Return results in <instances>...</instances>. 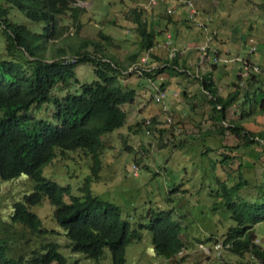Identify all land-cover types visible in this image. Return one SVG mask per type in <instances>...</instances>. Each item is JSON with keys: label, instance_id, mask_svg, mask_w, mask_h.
<instances>
[{"label": "trees", "instance_id": "16d2710c", "mask_svg": "<svg viewBox=\"0 0 264 264\" xmlns=\"http://www.w3.org/2000/svg\"><path fill=\"white\" fill-rule=\"evenodd\" d=\"M78 1L86 0H0V29L5 51V54H0V179L6 182L24 175L33 183L31 193L14 204L10 221L0 222V264H70L61 253V247L51 239L52 231L47 230L41 219L30 210V207L39 206L46 200L54 207V219L64 231L74 254L100 264L108 250L112 264H126L127 246L140 241L143 231H149L155 254L165 260H177L182 251L191 250V247L181 238L184 233L182 221L174 218L173 210L150 209L135 223L138 228L134 229L135 224L122 219L117 205L94 194L92 184L100 179L103 169V138L127 123L128 115L122 107L134 104L138 98L137 88L129 84L131 79L137 76L155 83L161 75L167 76V80L171 75L184 77L201 85L203 100H207L211 108L209 121L213 122L214 127L203 132L201 137L207 140L212 137L222 154L220 163L226 166L237 157L235 154L232 156L231 151L262 146L260 141H264V130L251 132L243 125L255 113L264 115V99H257L262 89L257 88L253 95L249 93L254 78L248 80V86L242 87L240 84L245 68L253 70L257 65L250 59H231L238 62L240 67L237 80L231 84V92L223 97L219 93L218 82L229 67L226 65L223 70L219 69L217 63L222 60L221 54L215 53L212 64L208 60L212 54L208 48L204 65L209 69L199 76H196L199 52L191 51L197 53L191 68L188 66L191 52H178L162 59L154 51L164 48L167 40L162 36L170 33L168 27L162 31L160 23L149 21L141 10L133 11L135 32L139 37L137 51L128 55L125 61L107 46L112 39L102 31L99 39L80 38L77 50L69 48L73 58L69 60L67 47H58L56 41L67 33L69 27L60 25V21L71 18L76 35L83 29L80 16L84 9L75 5ZM189 8L183 2L182 9H187L188 13ZM164 9L163 14H166L168 9ZM12 12L22 14L29 24L11 20ZM170 22L171 19L167 21L168 24ZM223 60L226 64L229 59L224 57ZM154 62L158 63L160 70H151ZM81 64L94 67V81L81 83L75 70ZM132 67L138 69L130 70ZM157 88L165 90L164 84L161 87L154 84L155 103H158L154 99ZM182 97L189 98L186 93ZM43 106L53 110L50 117L42 120L30 117L29 112L33 107ZM190 109L195 111L194 104ZM237 116L238 120L235 119ZM155 121L152 125L157 126L155 135L159 134L160 139L170 133L175 124H168L171 125L169 129H159ZM138 125L142 128V124ZM227 131L235 136L239 146L223 144ZM190 138L195 141L200 137ZM226 148L231 150H220ZM206 150L207 155L216 151L211 147ZM74 152H83L91 160V172L79 189L81 195H74L70 186L59 184L44 175V169L56 158ZM247 157V154L243 156V160ZM260 157L261 154H257L255 161ZM252 161L248 166L254 168V158ZM134 162L132 175L133 167L138 169V173L141 170L136 159ZM244 162L247 163V159ZM244 167L241 163L238 171ZM146 170L153 172L149 166ZM216 182L223 206L230 211L234 225L228 229L223 240L208 238L206 243L212 249L222 242L225 247L223 252L241 258L249 255L258 264H264V247L257 243L256 232V226L264 223V172L262 181L255 186L257 195L251 201L240 197V192L248 185L242 175L232 187L219 179ZM178 189L180 187L176 186L169 195H177ZM22 241H33L35 244L30 245L28 252H23L18 248L21 244L17 243ZM196 241L206 244L201 240ZM18 250L21 253L17 254Z\"/></svg>", "mask_w": 264, "mask_h": 264}, {"label": "rangeland", "instance_id": "374dc122", "mask_svg": "<svg viewBox=\"0 0 264 264\" xmlns=\"http://www.w3.org/2000/svg\"><path fill=\"white\" fill-rule=\"evenodd\" d=\"M183 2L194 4L193 0L78 1L75 5L84 9L80 16L83 29L79 35H76V28L71 18L60 21V25L69 27L67 33L56 41L57 46H66L70 53L68 59L71 60L73 58L70 47L77 50L80 38L99 39V33L102 31L112 39L107 46L125 61L128 55L137 51L139 40L135 32L134 10H141V14L149 21L160 23L162 31L169 26L167 21L171 19V16L178 13L184 17L186 14V23L188 21L193 34L203 33L204 37L200 38L199 42L184 45L185 43L177 44L172 41L171 34H164L162 37L167 40L164 48L155 50V54L165 60L178 52L182 54L183 52L190 53V51L199 52L201 54L198 55L200 59L196 72V76H199L209 69V66L204 65L205 58L208 56L207 49L210 48L212 52L208 59L212 64L215 62V53H220L222 60L217 63L219 69L223 70L222 68L226 65L229 67L227 75L225 76L224 73L218 82L219 93L225 97L232 90L231 84L237 80L240 65L232 60H228L225 64L223 58L226 57L225 52L227 51H231V56L238 52L241 59H250L259 67V71L254 74L252 69L249 74L244 73L241 86H248L250 84L248 80H252L251 77H253L249 93L253 95L257 88H261L262 93L258 94L257 99L260 100L261 97L264 99V0H208L211 4L214 3L216 10V3L223 2L224 4L225 11L219 9L216 15L219 18L227 15L228 19L223 26V32L220 31V27L210 31L208 25L196 17L195 5V10L189 9L187 13V9H182ZM159 7L160 9L167 7L168 12L160 13ZM11 17V20H18L21 24H29L22 14L12 12ZM156 19L158 20L154 21ZM216 35L220 41H223V49L217 46ZM186 37L187 35H184V38ZM3 43L4 39L0 29V54H5ZM142 56L145 60L146 56L144 54ZM151 66V70L161 68L157 67L156 62ZM188 66L193 67L194 62L189 63ZM136 69L138 67L130 68V70ZM75 70L81 83H90L96 79L93 73L94 67L90 64L78 65ZM158 75L160 73L156 77ZM163 79H165L164 82ZM154 82L137 76L130 80L129 84L137 88L138 98L134 104L122 107L128 115L126 125L103 138L105 143L102 155L103 169L100 179L92 184V189L94 194L117 205L120 208L122 219L131 225L137 223L150 209L173 210L174 218L182 221L184 233L181 238L190 245L191 250L182 251L177 260H165L155 254L152 234L149 231H143L140 241L127 246L126 264H258L249 255L241 258L227 251L223 252L222 261H216L217 259L206 254L207 252L202 247L203 244L195 240L204 241L203 243H206L208 238H214L213 241L223 240L228 229L234 225L230 211L223 206L217 179L232 187L239 182L242 175L248 185L240 192V197L250 201L256 197L255 186L262 181L264 172V141H260L262 146L257 145L255 148L246 150L240 148L233 153L231 151V155L235 154L237 157L230 164L221 165L222 154L218 144L211 139L212 137H208L210 140L201 137L203 132L214 129L213 122L209 121L211 108L207 100L205 102L203 100L201 85L188 81L184 77L172 75L169 76V80L167 76L161 75L160 79ZM154 84L159 87L164 84L163 89L167 90V96L162 104L155 103L153 100ZM184 93L189 96L188 99L182 97ZM191 104H194V112L190 109ZM52 113L53 110L50 107L43 106L33 107L29 115L35 120H42V118L50 117ZM155 119L159 129H169L171 125L168 124L175 123L171 132L161 139L159 134L155 135L157 126L152 125ZM235 119L238 120L239 116ZM170 120L172 122L168 123ZM138 124H142V128ZM243 125L251 132L262 131L264 130V115L255 113ZM149 132L151 134L148 135ZM190 137L200 138L193 141ZM223 142L225 146H239L238 140L229 131L224 134ZM208 147L216 151H211L207 155L205 152ZM220 150L229 152L231 148ZM252 153L256 156L261 154V157L255 161L256 156ZM246 154L247 163L244 162L246 159L243 160ZM253 158L255 165L251 168L248 165L249 163L251 165ZM134 159L141 168L138 177L131 173V166L136 163ZM241 163L245 167L238 171ZM213 165H215L214 168ZM148 166L153 169V172L160 174L154 175L153 172H148L146 170ZM90 168V158L86 157L83 152H74L65 157L56 158L44 169V173L46 177L57 183L70 186L74 195H81L79 189L90 174ZM176 186L180 187L178 189V193L181 192L180 195L178 193L169 195ZM32 189L33 183L24 175L6 182L0 179V222L10 221L14 204L23 201V197L31 193ZM30 210L41 219L47 230L52 231L51 239L61 247V253L68 258L70 264H96L83 255L72 253L70 242L65 237L64 231L58 227L54 219L55 209L48 200L39 206L30 207ZM136 228H138L137 224L134 225V229ZM256 232L258 234L257 243L264 247V223L256 226ZM17 243L21 244L18 248L23 252H28L30 245L35 244L33 241ZM204 247L209 249L211 245L206 243ZM20 250L17 254L21 253ZM106 252L100 264H112L111 254L108 250ZM182 257L183 261L180 260Z\"/></svg>", "mask_w": 264, "mask_h": 264}, {"label": "crops", "instance_id": "0c3cea01", "mask_svg": "<svg viewBox=\"0 0 264 264\" xmlns=\"http://www.w3.org/2000/svg\"><path fill=\"white\" fill-rule=\"evenodd\" d=\"M193 2H194V5L196 7V11H197L196 17L199 18L201 20V22L208 25L210 31L217 29L219 27L221 28V30H220L221 32L224 31L223 26L225 25L226 19H228L227 15L224 13L225 15L221 16L220 18L216 17L217 13L219 12V9L221 11H225V7H224L223 2L216 3L217 4V10H216V7H214V3L211 4L210 2H208V0H193ZM159 9H160V7H159ZM163 12H164V8H161L160 13H163ZM186 17H187L186 14L183 17L182 15H179L178 13H176L171 18L170 24H168L169 25L168 31L170 32L169 34L172 35V41H174L177 44L185 43L184 45H186V44L190 45V44L199 42L200 41L199 39L204 37L203 33L193 34L192 28L188 26L189 25L188 21L186 23V20H187ZM216 26H218V27H216ZM191 34H193V35H191ZM184 35H187V37L184 38ZM216 42H217V46L219 48H221V49L224 48V43H223V41L219 40L218 36L216 38ZM225 54H226V58H228L229 60L240 58L239 60L241 61V55L238 52L234 56H231L232 55L231 51H227V52H225ZM196 56H197V53L192 55V56H189V62L190 63L194 62L193 59H195ZM226 75H227V72H225V76Z\"/></svg>", "mask_w": 264, "mask_h": 264}, {"label": "built area", "instance_id": "2783aa9c", "mask_svg": "<svg viewBox=\"0 0 264 264\" xmlns=\"http://www.w3.org/2000/svg\"><path fill=\"white\" fill-rule=\"evenodd\" d=\"M184 3L189 5V7H190L189 9L190 10H195L193 3L192 4L188 3V2H184ZM157 5H158V3H157ZM245 70L249 74L250 68H245ZM258 71H259V67L256 66V67L253 68V73L254 72H258ZM166 91L167 90H162L160 88H157L156 89V93L154 95L155 101L158 102V103L163 102L165 100L166 96H167V92ZM132 171H133V175L134 176L137 177L139 175L138 169L136 167H133ZM202 247H203V249H205V251L207 252L206 254L208 256L214 257L216 259H221L222 258V253H223L224 248H225L222 242L217 243L212 249L210 247H209V249H206L204 247V245H202Z\"/></svg>", "mask_w": 264, "mask_h": 264}, {"label": "clouds", "instance_id": "9594fccd", "mask_svg": "<svg viewBox=\"0 0 264 264\" xmlns=\"http://www.w3.org/2000/svg\"><path fill=\"white\" fill-rule=\"evenodd\" d=\"M44 175H45V173H44ZM48 178V177H47ZM213 248V247H212ZM222 256H223V253H222ZM210 257V256H209ZM214 258V257H213ZM216 259V258H215Z\"/></svg>", "mask_w": 264, "mask_h": 264}]
</instances>
